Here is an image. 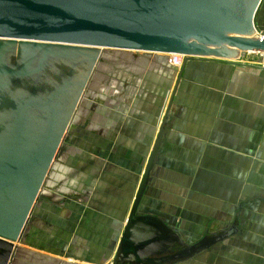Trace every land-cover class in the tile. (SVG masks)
<instances>
[{"label":"water","instance_id":"95a60500","mask_svg":"<svg viewBox=\"0 0 264 264\" xmlns=\"http://www.w3.org/2000/svg\"><path fill=\"white\" fill-rule=\"evenodd\" d=\"M262 1L0 0V264H11L17 251L15 243L38 201L71 110L94 67L93 57L100 50L177 54L184 64L195 58L242 61L247 54L259 53L264 63V37L255 28ZM14 54L18 59L11 63ZM58 63L69 67L60 74L58 86L42 93L34 86L17 101L10 98L17 85L33 80L37 84ZM78 68L80 80L74 78ZM177 78L176 86L181 75ZM176 86L117 250L118 257L134 264L182 261L234 233L232 228L224 235L204 237L171 255L167 253L178 239L173 230L157 217L137 214Z\"/></svg>","mask_w":264,"mask_h":264},{"label":"crops","instance_id":"0c3cea01","mask_svg":"<svg viewBox=\"0 0 264 264\" xmlns=\"http://www.w3.org/2000/svg\"><path fill=\"white\" fill-rule=\"evenodd\" d=\"M139 54L115 52L112 61L130 74L138 71L129 62ZM146 54L136 79L144 88L140 114L116 126L122 146L133 152L127 156L123 150L114 161L127 187L135 186L134 177L141 179L178 74L181 78L137 214L159 218L185 246L234 229L189 258L192 263L264 264V65L250 63L247 54L242 61L188 59L175 68L163 60L169 55ZM165 66L171 70L163 71ZM125 76L124 82L130 80ZM157 98L165 100L158 116L150 111L158 107Z\"/></svg>","mask_w":264,"mask_h":264},{"label":"rangeland","instance_id":"374dc122","mask_svg":"<svg viewBox=\"0 0 264 264\" xmlns=\"http://www.w3.org/2000/svg\"><path fill=\"white\" fill-rule=\"evenodd\" d=\"M262 2L255 24L258 36L264 34V0ZM99 52L93 57L94 67L87 76L80 98L71 110L65 131L68 133L66 151L52 163L41 189L42 193L48 196L55 193L63 198L71 194L78 195L79 198L74 200L75 203L67 200L65 204H59L64 211L62 219L54 217L53 209H57L56 206L53 208L50 205L46 206L48 211L45 212V216L41 215L39 209L45 203L39 204L36 213L32 214L33 218L25 227L21 241L15 243L18 254L15 252L11 264H127L117 255L119 245L113 248L111 246L112 242H118L123 232L124 219L133 204L140 178L134 177L135 186L128 184L127 187L124 181H121V178L125 179L126 174L121 166L116 167L114 161L120 160L126 149L121 144L122 135L116 126L121 119L140 114L139 108L142 102L139 98L144 88L142 82L138 84L136 81L141 76L138 71H142L144 67V58L141 57L148 54L139 52L140 57L129 62L130 69H138L129 74L115 68L116 64L112 59L113 53L117 51L100 50ZM250 54L248 58L250 63L264 65L261 54ZM128 57L124 59L127 61ZM163 60L168 64L167 57ZM22 61L25 62L26 59L23 58ZM67 68H69L68 64L58 63L49 68L48 72L45 71L42 79L53 77L51 80L54 81L51 83L56 81L53 84H57L58 78L62 77L60 74H65ZM79 69H75L74 78L80 80L82 76ZM167 69L171 70L170 67L165 66L163 71ZM125 74L129 75L128 81L132 80L135 84L131 82L127 84V88H124L123 84L128 82H124L127 80ZM146 79L145 77L144 82ZM45 83L46 81L42 82ZM37 84L33 83L32 87ZM41 87L43 88L44 85ZM51 88L49 87L47 91ZM160 96L159 98H162L163 95ZM159 98L155 100L158 107L150 110L153 115L156 112L157 116L164 111L165 100H158ZM94 126L98 128L94 129ZM73 151L82 155V159L76 165L71 163ZM126 152L127 156L133 153ZM86 180H91L90 184L87 185ZM86 188H89V191H86L88 190ZM76 204L79 205L77 208ZM56 223L65 225L57 228L54 227ZM65 244L72 246L71 252ZM182 247L186 246L173 245L167 254ZM22 254L25 257H22ZM192 261L193 258L172 264H195Z\"/></svg>","mask_w":264,"mask_h":264},{"label":"flooded vegetation","instance_id":"af4514ba","mask_svg":"<svg viewBox=\"0 0 264 264\" xmlns=\"http://www.w3.org/2000/svg\"><path fill=\"white\" fill-rule=\"evenodd\" d=\"M66 135H64V137H63V139H62V141H61V144L59 145V148H58V151H59V153H60V156H61V154L62 153H64L65 151H66V148H67V146H66V140H67V134L68 133H65ZM75 137V136H74ZM74 152V151H73ZM69 153H72V151H69ZM60 156L58 157V158H60ZM57 158V159H58ZM56 159V160H57ZM50 171V170H49ZM48 174H49V172H48ZM48 174H47V177H48ZM46 177V178H47ZM45 182V181H44ZM90 182H91V180H86V184L88 185V184H90ZM85 186V185H84ZM86 189H88V190H86V191H89V188H86ZM82 196V195H81ZM61 196L60 195H57V194H55V193H53L52 194V196H48L47 194L46 195H44L43 193H42V191L40 192V194H39V198H38V201L35 203V205H34V207H33V210L31 211V214H30V216H29V221L33 218V216H32V214H34V213H36V208L38 207V206H40L39 204H43V203H45V204H43V206L42 207H40V209L39 210H41L40 211V214L41 215H44L45 216V213H44V208L46 207V206H48V205H50V206H52V208H53V206H56L55 208H57V209H53V211H54V213H55V216L54 217H56V218H58V219H62L61 217H62V214H64V211H62L61 210V208H60V205L59 204H65L66 203V201L68 200V201H70V202H72V203H75V201L74 200H77V198H79L78 197V195H65V197H63V198H60ZM81 198V197H80ZM73 200V201H72ZM47 204V205H46ZM79 205L78 204H76V208L78 207ZM56 210V211H55ZM44 213V214H43ZM47 216H49L48 214H46ZM40 216V215H39ZM38 216V217H39ZM127 218H128V214H127V216H126ZM125 217V218H126ZM127 220V219H126ZM126 220H124L125 222H124V224H126ZM29 221H28V223H29ZM46 222V221H45ZM27 223V224H28ZM46 223H48V222H46ZM61 225H64V223H62V224H60V223H56L55 225H54V227H57V228H59V226H61ZM124 227H125V225H123ZM124 227H123V230H124ZM123 233V232H122ZM176 234V233H175ZM177 235V234H176ZM121 236H122V234H120V237H119V240H118V242L116 241V242H114L115 244L116 243H118L117 244V246L120 244V238H121ZM177 237H178V239H177V242H176V244L177 245H181L182 246V243H181V240H180V237L177 235ZM117 240V239H116ZM115 244L114 245H112V248L115 246ZM176 244H174V245H176ZM66 246H67V249L71 252V249H72V246L70 245V244H65ZM186 247H188V246H186ZM185 247V248H186ZM70 248V249H69ZM181 249H184V247H182V248H178L176 251H174L173 253H169V254H171V255H173V254H175L176 252H178L179 250H181ZM195 255V254H194ZM22 257H24L23 256V254H22ZM121 258V257H120ZM189 258H191V257H189ZM189 258H187V259H189ZM187 259H185V260H187ZM123 261L124 262H126L127 264H134V263H130V262H128V261H126V260H124L123 259ZM183 261V260H182ZM15 263V262H14Z\"/></svg>","mask_w":264,"mask_h":264},{"label":"bare ground","instance_id":"6f19581e","mask_svg":"<svg viewBox=\"0 0 264 264\" xmlns=\"http://www.w3.org/2000/svg\"><path fill=\"white\" fill-rule=\"evenodd\" d=\"M115 51H117V52H119V51H121V50H115ZM13 58V60L11 59V63H13L14 62V59H16V55L14 54V57H12ZM17 59H18V57H17ZM179 61H181V66L183 65V58H181V59H179ZM48 72V71H47ZM46 72V73H47ZM43 76H45V75H43ZM53 78V77H52ZM51 78V79H52ZM55 78V77H54ZM51 79H49V78H47V77H44L42 80H41V82L39 81V84H37V89H35V91H37V92H44V91H47V89L49 88V87H52L53 85H55V86H58L57 84H53V83H55V82H53V83H51L52 81H54V80H51ZM56 79V78H55ZM44 80V81H43ZM47 80H49V81H47ZM46 81V83L45 84H42V82H45ZM33 83H34V80L33 81H29L28 83H26V84H23V85H17V87L13 90V91H10V93H9V96H10V98H13L14 100H16L17 101V99L18 98H22V96H24L25 94H27L29 91H30V89L32 88V86H33ZM42 85H44V87L42 88L41 86V84ZM41 88V89H40ZM24 98V97H23ZM13 101V100H12ZM33 116V115H32ZM36 117H38V115H35ZM75 121H78V120H75ZM70 124V123H69ZM61 153V152H60ZM60 153H59V151H58V153H56V155H55V158L53 159V162L60 156ZM68 159V158H67ZM82 159V155L81 154H78V153H75L74 152V154H72V156H71V163H75V165H76V163L77 162H79L80 160ZM52 162V163H53ZM69 164V163H68ZM53 165V164H52ZM61 168V167H60ZM45 210H44V213L45 212H47L48 210V208H44ZM31 214V213H30ZM30 216V215H29ZM29 221V220H28ZM127 221V220H126ZM125 222V221H124ZM27 225V224H26ZM125 225V224H124ZM124 231V230H123ZM21 241V240H20ZM20 241H18V242H16V243H19ZM16 248H17V246H16ZM16 253L18 254V250L16 251ZM20 255V254H19ZM25 257V256H24ZM21 259H24V258H21ZM20 259V260H21Z\"/></svg>","mask_w":264,"mask_h":264},{"label":"built area","instance_id":"2783aa9c","mask_svg":"<svg viewBox=\"0 0 264 264\" xmlns=\"http://www.w3.org/2000/svg\"><path fill=\"white\" fill-rule=\"evenodd\" d=\"M264 37V34H263ZM182 57L180 55L177 54H171L169 55V64L175 68H180L181 67V61H179V59H181Z\"/></svg>","mask_w":264,"mask_h":264}]
</instances>
